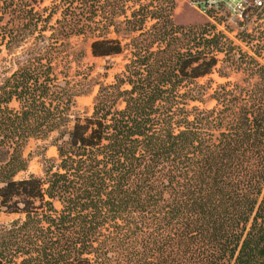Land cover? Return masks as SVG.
Listing matches in <instances>:
<instances>
[{"label": "trees", "instance_id": "1", "mask_svg": "<svg viewBox=\"0 0 264 264\" xmlns=\"http://www.w3.org/2000/svg\"><path fill=\"white\" fill-rule=\"evenodd\" d=\"M41 2L0 0V212L18 216L0 264H264V0L248 50L177 24L176 0ZM73 37L123 60L83 116ZM53 133L57 156L16 178Z\"/></svg>", "mask_w": 264, "mask_h": 264}, {"label": "rangeland", "instance_id": "2", "mask_svg": "<svg viewBox=\"0 0 264 264\" xmlns=\"http://www.w3.org/2000/svg\"><path fill=\"white\" fill-rule=\"evenodd\" d=\"M41 1V0H40ZM195 0H176V9L173 14V19L177 24L183 25H201L211 23L215 26L217 31L224 32L236 44H240L238 36L242 30H250L252 24L245 21L244 15H234L232 12L224 11L216 14L215 12L203 13L196 6L193 5ZM51 0H42L41 6L50 5ZM254 5V0H246V3L240 8V12L246 11L250 6ZM237 13V12H236ZM71 43L78 50H82V55L78 58L77 62H73L70 69V74L76 75L77 80L83 83L82 93L74 98L71 107V114L86 115L92 111L94 97L98 91L100 83H111L114 81V75L118 73L123 64L122 56L115 57H94L91 55L89 43L83 41L81 37L71 38ZM244 50L247 47L240 44ZM10 57L6 51L0 53V75L3 72L9 71L14 68L13 64L9 61ZM261 62H264L260 59ZM78 72V73H77ZM213 79L211 88L208 90L212 92L217 84L225 81L219 78L217 74L210 76ZM209 77L200 79L201 83H205ZM240 76L233 74L229 79L231 81L239 80ZM201 107H211L214 102L207 99L205 104H199ZM72 125V121L69 126ZM56 133L50 135L49 138L30 139L24 148V156L28 158V167L26 170L19 172L16 178L25 177L29 174L41 175L43 169V157L52 158L57 156L56 147L51 144L53 137ZM17 215H9L0 212V225L7 224Z\"/></svg>", "mask_w": 264, "mask_h": 264}, {"label": "built area", "instance_id": "3", "mask_svg": "<svg viewBox=\"0 0 264 264\" xmlns=\"http://www.w3.org/2000/svg\"><path fill=\"white\" fill-rule=\"evenodd\" d=\"M246 3V0H198L193 1V5L196 6L203 13L215 12L216 14L224 11L232 12L234 15L242 17L243 12H240V8ZM262 5L261 0H254V6L260 7ZM237 12V13H236Z\"/></svg>", "mask_w": 264, "mask_h": 264}]
</instances>
